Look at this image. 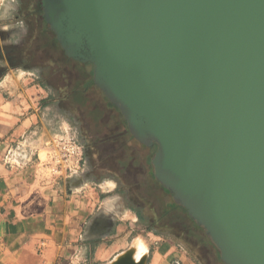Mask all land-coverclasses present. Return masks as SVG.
Listing matches in <instances>:
<instances>
[{"label": "water", "instance_id": "95a60500", "mask_svg": "<svg viewBox=\"0 0 264 264\" xmlns=\"http://www.w3.org/2000/svg\"><path fill=\"white\" fill-rule=\"evenodd\" d=\"M41 5L221 263L264 264V0Z\"/></svg>", "mask_w": 264, "mask_h": 264}, {"label": "rangeland", "instance_id": "374dc122", "mask_svg": "<svg viewBox=\"0 0 264 264\" xmlns=\"http://www.w3.org/2000/svg\"><path fill=\"white\" fill-rule=\"evenodd\" d=\"M41 1L0 0V83L10 77L15 87L18 83L29 89L23 105L34 111L35 127L45 126L50 136L46 149L32 160L35 173L52 178L50 157L59 144L74 141L83 146L80 170L62 172L60 178L90 182L98 190L107 189L103 182H113L112 192L97 194L117 197L121 206L137 215L145 234L175 241L197 264H222L203 230L183 213L167 210L172 195L160 190L151 177L150 159L156 148L142 149L126 133L118 113L108 108L103 93L82 87L88 72L64 58L45 24Z\"/></svg>", "mask_w": 264, "mask_h": 264}, {"label": "crops", "instance_id": "0c3cea01", "mask_svg": "<svg viewBox=\"0 0 264 264\" xmlns=\"http://www.w3.org/2000/svg\"><path fill=\"white\" fill-rule=\"evenodd\" d=\"M60 50L88 72L82 87L99 91L91 84V65ZM16 84L10 77L0 83V264H197L175 241L145 234L117 197L97 194L112 192L113 182L98 190L80 179L35 173L32 160L50 136L23 105L29 89Z\"/></svg>", "mask_w": 264, "mask_h": 264}, {"label": "built area", "instance_id": "2783aa9c", "mask_svg": "<svg viewBox=\"0 0 264 264\" xmlns=\"http://www.w3.org/2000/svg\"><path fill=\"white\" fill-rule=\"evenodd\" d=\"M56 148L57 152L50 157L52 178H59L60 174L67 170L72 173L78 172L82 161L83 146L69 140L59 144Z\"/></svg>", "mask_w": 264, "mask_h": 264}, {"label": "trees", "instance_id": "16d2710c", "mask_svg": "<svg viewBox=\"0 0 264 264\" xmlns=\"http://www.w3.org/2000/svg\"><path fill=\"white\" fill-rule=\"evenodd\" d=\"M89 65H91L90 63H88ZM92 67V66H91ZM91 84L92 85H94L93 84V80H91ZM123 119V118H122ZM125 123V122H124ZM126 124V123H125ZM126 133L129 135V137L130 138H132L133 140H134V138L129 134V132H128V130H127V127H126ZM137 142V141H136ZM137 144H139V145H142V144H140V143H138L137 142ZM155 145V144H154ZM156 146V145H155ZM142 147H144V148H147L146 146H144V145H142ZM156 149H157V146L155 147ZM156 149H155V151H156ZM155 153V152H154ZM153 173V172H152ZM151 177H152V179H153V181L155 182V184H156V186L160 189V190H162L165 194H171L168 190H166L165 188H163L161 185H159V183L153 178V174H151ZM167 210L168 211H181V213H184L187 217H188V215H187V213H186V210L183 208V207H181V206H179V205H177V204H175L173 201H172V198H171V201L168 203V205H167ZM166 210V211H167ZM189 218V217H188ZM190 219V218H189ZM191 220V219H190ZM191 222L193 223V225L196 227V228H198L199 230H202V228L201 227H199V226H197L196 225V223L194 222V221H192L191 220ZM206 237V236H205ZM207 238V237H206ZM207 240H208V242H210L209 241V239L207 238ZM212 245V244H211ZM213 246V245H212ZM214 247V246H213ZM218 253V252H217Z\"/></svg>", "mask_w": 264, "mask_h": 264}, {"label": "flooded vegetation", "instance_id": "af4514ba", "mask_svg": "<svg viewBox=\"0 0 264 264\" xmlns=\"http://www.w3.org/2000/svg\"><path fill=\"white\" fill-rule=\"evenodd\" d=\"M140 146H141L142 149H145V150H147V149H151L152 147H156L155 145H152V146H150V147H147V146H146L147 148L142 147V145H140ZM150 160H151V159H150Z\"/></svg>", "mask_w": 264, "mask_h": 264}]
</instances>
